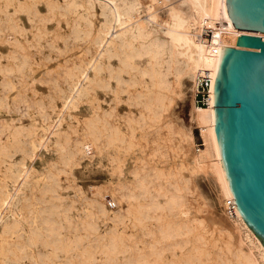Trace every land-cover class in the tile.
<instances>
[{"label":"bare ground","instance_id":"bare-ground-1","mask_svg":"<svg viewBox=\"0 0 264 264\" xmlns=\"http://www.w3.org/2000/svg\"><path fill=\"white\" fill-rule=\"evenodd\" d=\"M1 1L2 39L21 49L29 46L33 38L39 41L46 36L55 56L47 58L49 64L30 60V56L20 61L16 51L10 50L8 63L0 59V71L5 74V79H0V264H20L13 256L23 258V249L34 245L36 230L29 227L28 218L33 168L27 161L47 148L53 136L57 150L69 162L85 155L86 146L98 153L108 149L111 174L119 175L120 182L113 181L106 189H93L95 214L88 217L102 215L116 225L139 229V234L129 235L112 231L114 246L119 239L127 240L128 247L135 251L124 264L132 259L137 262L136 254L140 264H211L208 240L214 242L217 255L224 254L215 240L206 237L208 232L199 214L202 208L195 205L197 191L193 184L199 174L215 177L225 199L227 218H217L215 222L232 228L237 236L235 264H264V246L239 214L230 193L213 114L222 48H238V38L243 35L264 40V32L231 28L225 0ZM23 13H27L31 28L22 19ZM142 13L147 14V22L140 18ZM51 20L57 23L53 31L47 28ZM62 23L67 33L61 32ZM149 24H153L151 31ZM159 31L164 38L157 35ZM30 32L34 34L32 39ZM55 33L65 48L55 45ZM210 33L216 40H210ZM12 59L20 62H9ZM14 71L20 75L18 84L6 79ZM204 78L210 80L206 106L196 103ZM186 79L192 80L194 89L190 127L173 113L185 94ZM58 99L62 107L56 110ZM21 102L41 109L40 131L36 123L18 126V121L26 123L13 111ZM91 102L93 114L84 121L81 132L75 131L78 138L72 141L64 123L72 118V110ZM194 128L199 129L203 142L199 149ZM138 131H143L142 138ZM150 138L156 146L152 153L143 147L137 153L140 139ZM162 141L181 158L179 163L167 168L148 164L146 158L158 156ZM143 152L146 158L140 156ZM189 152L193 155L186 158ZM17 153L23 155L20 162L14 161ZM130 161H135L134 170L124 171ZM129 174H133V182ZM55 185L46 187L55 191ZM107 190L111 205L119 208L114 213L103 203ZM57 199L63 200L60 196ZM86 228L90 238L94 224L88 222ZM20 229L28 234V239L20 235L15 242L22 253L13 248L12 257L2 258L4 237ZM230 243L231 238L228 246ZM91 247L90 242L82 254L70 255L63 264H73L77 259L83 264H95Z\"/></svg>","mask_w":264,"mask_h":264},{"label":"rangeland","instance_id":"rangeland-1","mask_svg":"<svg viewBox=\"0 0 264 264\" xmlns=\"http://www.w3.org/2000/svg\"><path fill=\"white\" fill-rule=\"evenodd\" d=\"M2 5L3 3L0 0V8ZM10 10L13 11V8L11 7ZM161 15H164V12H161ZM21 17L26 22V26L31 28L32 24L27 18V13H23ZM146 17L147 14L142 13L140 18L147 22ZM56 26V20L47 22V28L50 31H53ZM151 28H153V24H149L148 30L151 31ZM61 32H68L65 23H62ZM33 35L31 32L29 33L30 39L33 38ZM157 35L160 38L165 37L162 31H159ZM209 38L211 41L216 40L213 33H210ZM48 40L46 36H42L39 41L33 38L29 46L18 49L14 44L6 42L0 36V59L3 63H8L6 56L11 52L10 50H15V55L20 61L24 57L30 56V60L33 58V60L49 64L47 58L55 56V53L52 52V47L48 44ZM55 41L56 46L65 48L64 41L56 33ZM18 59H12L9 62L15 64L20 62ZM144 59H147V57H144ZM19 78L18 72L14 71L6 79L10 83L18 84ZM0 79H5V74L2 71H0ZM16 87H19V85ZM16 89L15 91L19 90L18 88ZM193 94L192 80L186 79L185 94L178 100L173 109L174 115L187 127H190V109ZM93 105L92 102L87 103L71 111L72 118L69 119L68 117L63 128L69 134L72 141L78 138L79 133L75 131L81 132L85 126L83 124L84 121H87L92 116ZM61 107V101L58 99L56 110ZM13 111L17 115V118H22L26 122L25 124H21V121H18V126L30 127L32 123H36L38 131L41 130L40 125L43 123L41 109L32 105H25V103L21 102L15 108L13 107ZM51 113L52 116L55 115L54 111ZM193 131L196 136V147L199 149L202 147H199L198 144L202 142L200 131L196 128ZM142 132H137L139 137ZM55 140L56 138L53 136L47 148L40 150L37 157L27 161L28 165H31L33 168L31 177L33 190L28 192L29 227L35 229L36 234L33 236L35 238L34 245L23 249L25 254L23 258L13 256L14 261L19 259L18 262L20 264H63L66 263L70 255L77 256L78 254H82L91 242L95 264H124L129 256L135 254V251L128 247L127 240L119 239L116 246H114L112 231L115 230L119 234L129 235L139 234V229H127L123 224L116 225L111 218H106L102 215L91 219L88 217V215L95 214L94 206L91 203L93 189H106L111 182H120L119 175L114 176L111 174V167L113 169V166L108 155V149H104L102 153H98L93 147L86 146L85 155L80 154L74 161L69 162L57 150ZM139 142V145L135 149L137 153L140 152L142 147L147 153H152L153 149L156 148L151 138L148 140L140 139ZM161 143L162 146L158 156L149 157L148 159L144 152L140 156L145 157L150 166L156 163L159 167L167 168L179 163L181 158H177L176 154L170 149L171 147H166L168 144L167 140L164 141L166 145H164L163 141ZM169 146H171V143ZM188 155L186 158H190L193 152H189ZM22 156L21 153H17L14 161L20 162ZM134 164L135 161H130L125 166L124 171L132 172L135 168ZM128 177L130 178V182L134 181L133 174H129ZM47 184H57L55 185L56 190L48 189L46 187ZM193 187L197 191L195 205L202 208V212L199 214L204 220L205 228L208 232L206 237L215 240L224 253L222 256L217 255V250L213 247L214 242L208 240L207 249L212 255L208 259L211 264H216L217 261L219 264H228L227 262L235 264L236 260L233 257V252H235V246L237 245V236L232 228H227L225 225H219L215 222L217 218L223 220L227 218L225 199L215 177L211 174H199L195 178ZM79 189H81L82 193ZM106 192L110 193L109 190ZM109 193L108 197L103 199V203L110 213H114L119 208L115 209L111 205L112 197ZM58 196L62 197L63 200H58ZM161 200L164 201L163 198ZM88 222L94 224V229L90 231V238L88 237L89 232L86 228ZM20 235L23 236L22 239H28V234L24 229L9 233L4 237L2 242L4 254L1 255L2 258L8 255L12 257L11 249L13 248L18 253H22V250L15 246V242L19 240ZM230 238L232 239V243L228 246ZM133 242H138V240H134ZM227 246L231 248L230 252L227 250ZM169 251L170 248L166 250V255L170 253ZM32 254H34V257H32ZM137 255L136 257L141 260ZM139 260L136 262V260L132 259L128 264H140ZM73 264L83 263L77 259Z\"/></svg>","mask_w":264,"mask_h":264},{"label":"water","instance_id":"water-1","mask_svg":"<svg viewBox=\"0 0 264 264\" xmlns=\"http://www.w3.org/2000/svg\"><path fill=\"white\" fill-rule=\"evenodd\" d=\"M231 28L264 32V0H225ZM222 48L214 88L215 132L239 214L264 246V40Z\"/></svg>","mask_w":264,"mask_h":264},{"label":"built area","instance_id":"built-area-1","mask_svg":"<svg viewBox=\"0 0 264 264\" xmlns=\"http://www.w3.org/2000/svg\"><path fill=\"white\" fill-rule=\"evenodd\" d=\"M209 89H210V80L207 78L202 79L200 81L198 92L196 94V103L198 105H202V106L208 105L210 99ZM198 144L199 147H201L203 145V142H199Z\"/></svg>","mask_w":264,"mask_h":264}]
</instances>
